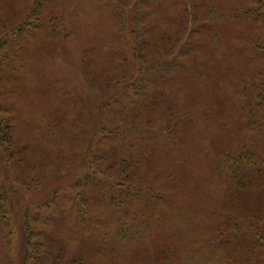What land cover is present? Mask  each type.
Instances as JSON below:
<instances>
[{"label":"rangeland","instance_id":"obj_1","mask_svg":"<svg viewBox=\"0 0 264 264\" xmlns=\"http://www.w3.org/2000/svg\"><path fill=\"white\" fill-rule=\"evenodd\" d=\"M182 1L172 0V5L180 3L181 9ZM119 2L131 8L136 0ZM242 2L206 0L219 15L212 17L208 37H194L201 47L191 51L181 35L163 40L161 32L145 46L146 36L134 31L147 26L125 21L112 0H0V264H25L30 249V264H76L73 259L81 244L100 239L95 230L92 237L84 231L79 209L90 217L88 230L96 222L109 232L106 224L115 225L107 187L119 177L113 161L103 157L102 139L123 121L134 120L138 132L156 131L164 117L191 123L183 127L184 134L176 135L171 144L177 147L171 151L181 155L177 161L187 168L182 179L193 176L197 190L192 195L183 187L168 191L171 183L161 174L178 155L151 160L142 157L145 148L139 153L131 148L126 154L138 160L135 183L172 195L180 206L172 207L173 217L140 241L120 245L122 264H132L142 251L155 253L160 245L178 249L176 227L191 244L187 255L200 248L194 264H220L221 255L229 251L235 255L232 264H264V106L254 110V118L242 106V91L253 92V83H260L255 75L264 73V27L240 19ZM246 4L250 10L256 7ZM35 11L40 25L27 29V23V31L17 39L19 28ZM161 12H155V23H148V28L174 29ZM24 53L32 56L29 63L18 57ZM172 53L203 62L208 79L171 87L169 101L175 100L174 107L151 105L140 110L137 104L128 113L112 105L109 99L123 93L143 63L164 61ZM3 69L15 70L5 77ZM155 80L158 92L166 84L157 74ZM226 103L230 113L223 115ZM163 141L156 144L162 146ZM112 150L108 151L119 153L117 146ZM248 154L253 161H247ZM245 175L244 190H236L233 179ZM94 176L100 177L97 184ZM204 178L210 180L207 190L201 186ZM228 185L232 191L226 193ZM219 243L224 246L218 259H202Z\"/></svg>","mask_w":264,"mask_h":264},{"label":"trees","instance_id":"obj_2","mask_svg":"<svg viewBox=\"0 0 264 264\" xmlns=\"http://www.w3.org/2000/svg\"><path fill=\"white\" fill-rule=\"evenodd\" d=\"M112 1H115L117 3L116 5H119L116 6L114 10L121 18H124L125 21L135 23L136 25L147 26V28L140 29L137 27L134 31L146 36L145 46L147 47H149L154 41V37L156 39V36H154L155 32H161L160 37L163 40L168 36L172 37V35H181V42H183L185 47H190L192 51L196 47H201L196 44L194 37H208L210 34V24L213 20L212 17L214 18L215 16L219 15L214 9L210 8L208 4H206V0H183L181 9L180 3L172 5V0H136L135 4L131 8L130 6H123L126 5V3L119 2L121 0ZM130 1L133 0H129V2ZM243 1L244 2H242V4L245 6L242 7L245 8L241 9V15L243 19H240L243 21H249L259 26L261 25L263 28L264 2L261 0ZM246 3L250 4L251 6H256L255 9L250 10L252 7L248 6ZM146 9H148V11L144 12ZM161 9L163 10V12L160 13L161 18L165 19L167 23L170 22L171 27H174V29L162 30V27L158 28L156 25L153 29L148 28V23H155L156 19L153 17L155 12ZM260 15L263 17H260ZM40 21L41 16H36L35 11L19 28L17 39L19 38V33L23 34L27 31L24 30V26L27 25V23V29H29L32 26L40 25ZM177 42H180V38L177 40ZM25 54L26 53H24V55L19 54L18 57L23 62H25L24 60L27 59L28 61L26 62L29 63L32 60V56ZM135 58L139 60L141 59L140 57ZM142 65L143 66L138 72L139 75L132 78L129 84L124 86L123 93L117 94L118 97H116L114 100L109 99V101H113V106H116L118 109L122 108L128 113L134 111H131L130 106L137 104L140 110L151 105L154 107H160L164 106L165 104L166 106H169L167 104H170L171 107H174L175 105L173 102H175V100L169 101L171 99L170 96L172 95L170 93L171 87L173 88L172 90L178 88L179 85V87L183 88V85L186 81H190L189 83L192 82V84L198 85L197 83L205 81L209 77V70H204L202 67L203 62L196 63L190 60L188 54H184L182 57H180L175 53H172L169 59L155 63L145 62ZM14 70L15 69L5 72L3 69V75L5 77H11L9 76V73H12ZM261 70H264V68H261ZM156 74L166 84L159 87L158 92H155V87L157 84V81L155 80ZM13 76L18 78L19 75L14 74ZM20 76L23 81L25 78L24 75L21 74ZM255 76V78L260 79V83H253V92L242 91L244 94L242 106L246 105L244 107L246 110H249V117L253 118L255 117L254 110H261L264 106V73H259ZM152 88H154V90ZM222 109L223 115L230 113V107L227 103L224 104V107L222 106ZM170 111V108L166 109V112ZM114 113L117 115L121 114V112L118 111ZM183 120L184 119L182 117L170 119L164 117V122H161V125H158L160 129H156L157 132L154 130L146 131L144 128L141 129V132H138L134 127V120L123 121L122 123L124 125L122 127H117L115 130L114 128L111 129L112 131L107 133V137L102 139L104 146L103 150L105 152H103V157L109 161H113L114 169H117L116 172L118 173L119 177L118 179L114 178L111 180V183L110 180H108L110 184L109 187H107V193H111V197L109 199L107 198L108 204L115 210V217L112 219L115 225L110 223L106 224L105 227H109L110 232L104 231L101 222H96L95 220L97 224L88 230L85 228V224L89 225L90 220L88 221V219L90 217L86 215V212H83L79 209L80 213H78V217L79 220L84 224V231L90 232L89 236L92 237L94 236L93 232L95 230V232L100 235V239L93 241V243H82L80 247V254L78 253V258L75 257L73 259L74 263L122 264L123 250L120 245L133 241H140L145 237L150 229L154 228L156 230L157 227H159L160 222H163L165 219L170 220L173 217L171 212H169L172 207L180 206L178 205V202L175 201V198L172 197V195L170 196L168 194H163L162 191H157L150 186L135 183L133 179L135 176L134 167L135 162L137 164L138 160L136 161L134 159V154H126L131 153V148L135 149L137 153L145 148V151H143L144 155L142 157L151 160H157L161 155L166 157L178 155L176 159H172L170 161L171 165L168 166L167 171L161 174V176L165 177L171 183L168 191L174 192L175 189L181 190L183 187L184 190H187L188 193L192 195V192L197 190L196 186L198 184L194 183L193 176H190L188 179L186 178L189 180V182L186 181V179H182L181 176L184 175L183 173H185L187 168L178 163V161L181 159V155H179L177 152L171 151V149L174 151L175 147H177V145L171 144L172 141H174L176 135L184 134L187 128L184 129L183 127L185 125H191L188 120ZM160 138H164L162 146L156 144L159 143ZM114 146L118 147L119 153H111L108 151L109 149L112 150ZM107 154H110V157H107ZM247 157V161L250 159L253 161V156H251V154H248ZM228 159L230 158H225V160ZM238 159H241L240 162H242L243 156L239 155ZM210 165L212 166L213 164ZM109 170H111V167ZM97 178L100 177L94 176L96 184ZM246 178L247 175L244 177L241 176V178L236 180L232 178L235 181L236 190H244L242 187L247 181ZM88 180H90V178H88ZM185 182L187 183L185 184ZM209 183L210 180L205 182L204 178L201 186L203 189L206 187L207 190ZM172 186H174V188ZM192 186H195V188L193 189ZM231 186L228 185L229 189H227L226 193L232 191ZM208 198L210 199L209 195ZM75 200L76 199L74 198L71 200V202L74 204L73 208H75L77 204ZM199 203L202 204V202ZM79 204L82 210H84L82 203L79 202ZM185 233L187 235V239H190V235L187 234V231H185ZM175 234L176 239L178 240V249L173 248L172 245L166 243L167 246H158L155 253L152 252L151 254L149 251H142L143 255H140L141 257H138L137 260L132 264H148L149 262L152 264H194L196 258L200 256V248L191 249L187 255V251L189 250L191 244L189 240L184 241L185 238L183 229L179 227L178 232V228L176 227ZM196 236L197 235H193L194 238ZM203 236L206 238L207 235ZM213 243L214 241L210 242L209 249L212 248ZM30 245L31 239L29 238L28 248H31ZM197 245L198 244H195V246ZM223 246V243H219L218 246H216V249L214 247L212 251L209 252V256H207V254L206 256L202 255V259L208 260L211 257L214 258V256L217 258L220 256V253L217 254V252ZM226 247L227 245L224 247V249H226ZM87 249L92 250V253H88ZM32 251L33 250L30 249L27 252L25 264H30L33 260V258L30 257L32 256ZM175 254L177 257L174 259ZM144 256L149 261L145 260ZM221 256L222 258L220 259V264H224L225 261H230L229 263H231V261L235 259V255H232L231 251L228 253H223Z\"/></svg>","mask_w":264,"mask_h":264}]
</instances>
